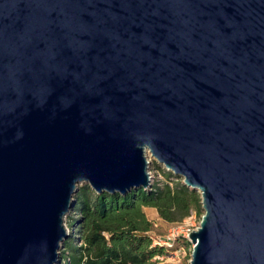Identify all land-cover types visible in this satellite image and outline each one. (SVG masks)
I'll list each match as a JSON object with an SVG mask.
<instances>
[{"label":"water","instance_id":"water-1","mask_svg":"<svg viewBox=\"0 0 264 264\" xmlns=\"http://www.w3.org/2000/svg\"><path fill=\"white\" fill-rule=\"evenodd\" d=\"M147 150L200 193L190 264H264V0H0V264H58Z\"/></svg>","mask_w":264,"mask_h":264},{"label":"trees","instance_id":"trees-1","mask_svg":"<svg viewBox=\"0 0 264 264\" xmlns=\"http://www.w3.org/2000/svg\"><path fill=\"white\" fill-rule=\"evenodd\" d=\"M163 182L126 193H98L88 184L79 186L69 222L72 230L64 240L58 264H155V255L167 256L172 249L152 245L154 219L145 207L154 208L168 223L182 221L190 212L203 213L198 191L181 179ZM184 243L189 244L187 240Z\"/></svg>","mask_w":264,"mask_h":264},{"label":"rangeland","instance_id":"rangeland-1","mask_svg":"<svg viewBox=\"0 0 264 264\" xmlns=\"http://www.w3.org/2000/svg\"><path fill=\"white\" fill-rule=\"evenodd\" d=\"M145 155L147 157V160L149 161V170L150 171V184L151 183H161L164 180L165 173H172L169 171L163 164L158 163L151 155V153L147 150L145 152ZM171 181L178 180L182 178L176 177L173 173L171 174ZM153 208L151 207H145L144 211L147 214V217L149 219H154L156 222V226L153 229V232L156 233V235L159 236H166L169 232V230L172 228L173 224L165 222L161 218H159L156 210L154 211V214L151 212ZM71 213V211H70ZM70 213L66 216L65 223L66 226L68 227L69 232L72 230V227L70 222H69V217ZM193 213L195 214V220H194V227L198 226V223H200L201 217L204 213L198 216L194 211ZM62 247L60 248V250ZM176 254L170 252L168 255H171L170 258L166 261H156L155 264H190L191 260V254H192V244H186L182 241L179 242L178 248L176 249Z\"/></svg>","mask_w":264,"mask_h":264},{"label":"built area","instance_id":"built-area-1","mask_svg":"<svg viewBox=\"0 0 264 264\" xmlns=\"http://www.w3.org/2000/svg\"><path fill=\"white\" fill-rule=\"evenodd\" d=\"M150 174L151 173L149 171V175ZM194 220H195V214L192 211L186 217H184L182 221L173 223L172 228L169 230L166 236H159L156 235V233H154L153 231H151L152 245L163 246L167 249H172L177 242L182 240H187L189 243H191L189 240V234L195 229H197V227L199 226L198 223V226L194 227ZM154 226H156V222L154 223ZM176 249L171 250L170 252L176 254L177 252ZM170 256L171 255H167V256L155 255L153 259L157 261H166L170 258Z\"/></svg>","mask_w":264,"mask_h":264},{"label":"crops","instance_id":"crops-1","mask_svg":"<svg viewBox=\"0 0 264 264\" xmlns=\"http://www.w3.org/2000/svg\"><path fill=\"white\" fill-rule=\"evenodd\" d=\"M153 210H155V209L153 208ZM153 210L151 212L154 214V211Z\"/></svg>","mask_w":264,"mask_h":264}]
</instances>
